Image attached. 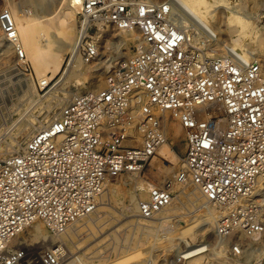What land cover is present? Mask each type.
Instances as JSON below:
<instances>
[{"label":"built area","instance_id":"1","mask_svg":"<svg viewBox=\"0 0 264 264\" xmlns=\"http://www.w3.org/2000/svg\"><path fill=\"white\" fill-rule=\"evenodd\" d=\"M172 1L81 0L75 52L82 61L99 55L95 29L135 30L141 45L110 68L101 90L76 96L22 149L0 155V264H27L29 258L59 264L52 250L30 255L11 241L35 222L62 234L94 211L106 180L140 175L169 143L164 113L183 132L176 179L198 186L208 206L225 210L217 234L263 230L261 64L243 60L226 45L217 53V34L180 21ZM0 28L17 64L26 66L6 12ZM149 187L141 203L144 218L172 202L169 183Z\"/></svg>","mask_w":264,"mask_h":264},{"label":"rangeland","instance_id":"2","mask_svg":"<svg viewBox=\"0 0 264 264\" xmlns=\"http://www.w3.org/2000/svg\"><path fill=\"white\" fill-rule=\"evenodd\" d=\"M14 2H18V0H15ZM224 2L228 3L229 8L232 10L239 12L237 17L245 23L244 25L247 26V28L245 27L247 41L243 38H240L244 50H253L255 53V59H258L260 64H262L261 69L264 68V0H255L256 4L252 0H225ZM22 5L23 10L25 11H29L30 9L33 10V8L25 3H22ZM4 7L5 5L2 3V0H0V14ZM29 12H31V10ZM216 14L215 16L217 19L214 16L213 22L215 21L217 25V21L221 20V16L219 13L217 14L218 16ZM221 15L222 22L224 13H221ZM227 15H229L227 17L233 18L232 15ZM80 21L81 19L77 14L76 25L79 28H81ZM187 24L189 25V23ZM224 26H220V24L217 25V28L220 30L219 34L218 29L215 30V32L218 34L219 42H223L221 45H216L217 48L215 50L217 53H220V50L224 45L228 46L234 37L237 38L235 33L233 34V32L230 30L228 31L226 25ZM101 30L104 32H111L112 29L111 27H104L103 29H99V31ZM99 31L95 29L93 32L94 37H96L98 41ZM117 40H119L118 36H113V39L109 44L111 46H108V53L106 55H102L101 61L115 59L114 61L117 62L123 59L121 57L124 56V58H127L134 53L136 46L133 41L128 40L126 43H121L119 45V41ZM112 45L114 46L112 47ZM109 50L112 51L110 52ZM68 55L69 54H66L64 57L65 63H63V67H65L67 64V59H69ZM119 55L121 56L118 57ZM14 58V52L12 53V51L7 50L6 53H3V49L0 48V134L1 131L3 132V127L17 120L24 109L25 111H30L29 113L31 114L28 115L31 116L27 121L28 124L26 123L25 125L26 127L24 126L21 130H17V133L14 131L10 138L7 137L5 141L0 142L1 156H8L22 149L25 143L36 132L49 124L50 121H52L59 114L60 110L69 104L72 99L80 94L90 91L89 89L87 90V88H85L88 86L89 81L92 79L104 80L111 66L115 63L113 61L114 63L111 64L107 72L105 67H101L103 65L98 64L92 69L93 72L88 73V75L84 74L85 76H74L69 79L70 81H67L64 84L54 85L58 77L56 76L48 86L40 87L38 85L35 71L31 63L27 61V65L21 67V65L17 64ZM12 68H16L17 71H20L24 75L32 78L37 94L38 96H41L39 101L41 105H36L34 108H31L29 101L25 100L26 97L22 96L24 93L23 90L25 89L23 83L18 82V78H11L12 75L9 74L11 73L10 70ZM28 94L29 93L27 92V95ZM69 95L73 96L71 98L68 97L67 99V96ZM28 97H30V94ZM63 99L66 101L64 100L65 102L61 104ZM166 126L169 128L167 129V133L169 132L167 137L168 142L171 145V149L174 154H176L179 159H181L184 154L182 129L178 121L170 116V114H167ZM174 128L175 130H172ZM176 130L179 131V135H175ZM179 163L180 160L173 161L171 159L161 157V155L157 153V155L144 166L140 175H123L109 179L108 183L110 185H104L103 190V193H106V197L103 198L104 203L106 204L98 205V200V206L96 205L97 207H95L94 211L97 208L98 210L94 214L88 216L85 220L78 223V225H82L80 226L81 229L79 227L78 229H76L77 227H74L76 230L73 236L66 234L71 238L61 236V239L59 236H51L52 234L48 232L42 223L35 222L26 230H24L19 236H17V241L13 244L16 246H23L21 243L25 242L27 245L31 244V242H33V235L36 233V227L40 226L45 229V231H47V235L49 237H55L53 243L49 242V245L52 248L48 245L43 246L41 251L52 250L56 252V254H58L62 259L63 256H65L64 258L66 259L67 257H71L69 260L78 257L82 263L76 262V264H190L191 262L195 261H198L201 264H264V227L263 230L258 234H246V236H244L247 237L246 239L238 237L240 236L238 234L231 236L233 233L240 232H233L225 237L220 236L217 234V232H215L217 231L215 228L217 227L216 214L220 208L209 206V208L215 213L214 222L216 226H214V232L217 236L208 231L206 227L202 230L198 229L201 225L196 222L197 219L195 217L198 215V204L200 203L196 202L195 206H189L187 199L190 197L189 191L191 190L190 188L192 184L181 182L176 179L177 174L181 170ZM166 183H169V189L172 192V205L179 207L182 205L184 208L181 207V213L193 211L189 214V216L193 215V217L185 218L184 222L179 226V231L183 233L186 238V245L202 243L205 247L203 251L188 259L177 256V251H180V247H183L184 244L181 246H175L173 245L175 242H165L169 241L165 236H168V234L170 235V231H173L175 227V223L171 220L172 217L165 218L163 217V214L160 213V215L157 214L153 218H144L135 216L132 214L134 212H130L132 205V202L130 201L132 198L137 203L145 202L149 198L150 188H147L149 185L163 186ZM140 185H143V187L140 188ZM262 205L264 206V201ZM127 208L129 209L127 210ZM184 209H187V211ZM135 219L151 221V223H148L151 225V227L149 226L150 228H146V226L137 225L134 223ZM163 220H169L170 224L169 229L165 232H163L159 226V223ZM146 224L147 223H145V225ZM97 227L99 228L97 229ZM92 229H94V231ZM148 231L152 232L148 233ZM211 234H213V236ZM162 236L165 237V241L163 238L159 239V237ZM68 239L70 240L68 241ZM253 239L256 240L253 241ZM247 241H252L253 243L251 248L252 252L244 251V246ZM163 242L167 243L168 245ZM162 243L165 244V246ZM29 248L30 247L26 249L29 251L30 255H36L40 252V249L29 250ZM58 248L60 249L58 250ZM247 256H250L249 259ZM30 260L31 258L28 259L27 264H32ZM69 260H65L63 264H66Z\"/></svg>","mask_w":264,"mask_h":264},{"label":"bare ground","instance_id":"3","mask_svg":"<svg viewBox=\"0 0 264 264\" xmlns=\"http://www.w3.org/2000/svg\"><path fill=\"white\" fill-rule=\"evenodd\" d=\"M14 1L15 0H2V3L5 5V7L1 13L6 12L10 15L11 20L13 21V23L15 25V29L17 31V43L19 44L22 51L24 52V54L26 56V61L31 63V65L35 71V75H36L38 85L40 87L48 86L50 84V82L56 76H58V77H57V80H56L54 85L64 84L65 82L70 81L69 79L74 77V76H79V75H84V74L88 75V73L93 72L92 69L98 64L103 65L101 67H105L106 72H107L108 69L110 68L111 64L115 62L114 61L115 59H112V60L109 59L108 61H106V60L101 61V58H102V55H106L108 53V46L109 47L111 46L109 44H110L111 40L113 39V36H115V35L118 36V38H119V40H117V41H119V45L121 43H123V44L126 43L128 40L133 41L136 47H139L141 45V40H140L139 34L135 30L128 31V30L119 29V28H115V27H111V29H112L111 32H104L101 30L98 33L99 34V41H97L98 48H99V55L95 61H93L91 63H85L84 61H82L77 56V54L75 52V47L77 45V41L80 37V32H81V28L77 27V25H76L77 14L80 11L81 0H20V1L18 0V2H14ZM224 1L225 0H173L172 1V10H173L174 14L180 19V21L185 22V23H189V25H192L191 26L192 28L196 27L202 33H206L205 29H208L212 33H214L215 30L218 29V34H219L220 30H219V28H217V25H219V24H220V26L226 25V28L228 29V31L230 30L231 32H233V34L235 33V35L237 36V38L236 37H234V39L232 38L233 40L228 44V46L227 45L226 46L228 48H230L238 57L242 58L243 60H248V59H252V58L255 59V57H254L255 53L253 52V50H248V49L244 50L243 45H242L241 40H240V38H243L244 40L247 41V36H246L247 34L245 32V27L247 28V26L244 25L245 23L242 22L237 17V15H239V12L229 8L228 3H225ZM252 1L256 4L255 0H252ZM256 1H258V0H256ZM22 3L29 5L31 8H33V10L30 9L31 12H29L30 10L29 11L23 10L22 6L24 4L22 5ZM216 13L217 14L219 13V15L221 17H222L221 13L222 14L224 13L223 21L221 22L222 18L220 17L221 20H218L219 22L217 21V25H216L215 21L213 22V17L215 16ZM227 14L232 15L233 18L227 17V16H229ZM216 19H217V17H216ZM198 22L200 23V26L198 25L199 24ZM221 24H224V25H221ZM80 25H81V21H80ZM218 34H217V38H218ZM117 41H116V45H117ZM224 42H225V40H224ZM222 43L223 42L218 41V42H216L215 46L217 44L221 45ZM113 46L114 45H112V47ZM244 47H245V44H244ZM0 48L3 49V53H6L7 50L12 51V53H13V46L5 40L3 33L1 31V28H0ZM115 48H118V47H115ZM216 48H217V46H216ZM219 48H221V47H219ZM245 53H247V54H245ZM66 54H69L68 55L69 59H67L68 60L67 64L65 65V67H63V63H65L64 57ZM120 56L121 55H119L118 57H120ZM121 58L125 59L124 56ZM14 59L16 60V57ZM16 62H17V60H16ZM10 72L11 73H9V74L12 75L11 78H13V79L18 78V82L23 83V86L25 87V89L23 90L24 93L22 94V96L26 97L25 100L29 101L31 108H34V106H36V105H41L39 103L41 96H38L37 91L34 87L32 78L27 76V75H24L20 71H17L16 68H12L10 70ZM261 75H262V78L264 80V68L261 69ZM83 80H84V78H83ZM103 85H104V80L92 79L91 81H89L88 86L85 88H87V90L89 89L90 90L89 92H96V91L100 90ZM27 92L30 94V97H28L29 94L27 95ZM72 96L73 95L67 96V99H68V97L71 98ZM135 96H138V94L136 93ZM16 98H17V96H16ZM64 100L65 99H63L61 104L66 101V100L65 101ZM28 110H30V109H28ZM29 112L30 111H27V110L25 111V109H24V111L21 113L20 117L17 120H15L14 122H11L9 125H5L3 127V132L1 131V134H0V142L5 141L7 139V137L10 138L14 131H16V133H17V130L18 131L21 130L26 125L28 119H30V116H31V115H28V114H31ZM164 114L165 115H163V116H164V119L166 121L168 113H164ZM4 124H6V123H4ZM172 130H175V128ZM175 135H179L178 130L175 131ZM158 153L161 155V157H165V158L171 159L173 161L180 160L179 166L182 168V161H181V159H179V157L176 154H174V152L171 149L170 143L164 144L159 149ZM187 183H190V182L187 181ZM104 185L105 186L110 185L108 183V180L105 181ZM139 187L142 188L143 185H140ZM147 188H150V187H147ZM262 188L264 190V184H263ZM190 189H189L190 190L189 191L190 197L187 199L189 206L192 205L191 207H193L196 205V202L200 203V204H198L199 210L197 209L198 215L195 217L197 219L196 222L199 223V225H201V226H199L200 228H198V229L202 230L203 228L206 227L208 229V231H210L214 235H216L215 232H217V231L214 232V226L217 225L218 220L224 215L225 210L220 208V210L217 211L216 225H215V222H214L215 213L207 205V203L205 201V197H204L202 191L200 190V188L198 186L192 184ZM144 194H145V192H144ZM263 194H264V191H263ZM101 195L98 198V200H99L98 205H105L106 203H104L103 198L106 197V193H103L102 196ZM144 199H145V197H144ZM263 201H264V198H263ZM130 202H132L130 212L131 211L134 212L135 214L134 213H132V214L135 216L143 217V215L140 211L141 210V203L138 202L139 203L138 204L133 198L131 199ZM172 204H173V201L168 206L164 207L163 209H161L157 213L159 215H160V213H162L163 217H165V218L166 217H172L171 220L175 223L174 224L175 225L174 230L170 231L171 234L170 235L168 234V236L167 235L165 236V237H167V239L169 241H165L164 236L159 237V239L163 238L165 242H175V244L173 243V245H175V246L176 245L181 246L182 244H184L183 247H180V251H177V256L180 258L188 259V258L198 254L199 252L203 251L205 247L202 243H198V244H194V245H190V244L186 245V238H185L184 234L179 231V226L184 222L185 218H192L193 217V215L189 216V214L193 211L188 212L187 209H184L187 212L181 213L180 210H182V208H184V207L182 205L180 207L179 206H173ZM210 207H212V206H210ZM128 209L129 208H127V210ZM97 210H98V208L95 211H93L91 214H89L88 216L94 214ZM88 216H86L82 219H79L78 221H76L75 223L70 225L66 229V231L63 232L62 234L51 235V236H59V238H61V236H66L67 238H71V237H68L69 235L67 236L66 234H70L73 236L75 234V230L78 229V227L80 228V226H82L81 224L78 225V223L85 220ZM129 216H131V215H129ZM134 223L137 225L146 226V228L149 226L151 227V225L148 224V223H151V221H147V220H143V219H135ZM145 223H147L148 225L147 224L145 225ZM159 226L163 232L167 231L169 229V226H170L169 220L161 221L159 223ZM74 227H77V228L74 229ZM98 228L99 227H97V229ZM215 228L217 229V227H215ZM92 230L94 231V229H92ZM147 230H149V229H147ZM35 232L36 233L33 235V242H31V244L27 245V244H25L26 243L25 242V243H21V245H23L26 248L30 247L29 250L30 249L31 250L32 249L33 250L34 249L35 250H37V249L41 250V248L43 249V246H47V245L50 246L49 242L53 243V240H55V237H52V238L49 237L47 235V231H45V229H43L40 226L36 227ZM151 232L148 231V233H151ZM213 234H211V235L213 236ZM235 234L240 235V236H238L240 238H245V239L247 238V237H244V236H246V234H243V233H233V234H231V236H234ZM231 236H229V237H231ZM250 238H253V237H250ZM69 240L70 239H68V241ZM255 240L256 239H253V241H255ZM16 241H17V237L11 241L12 245H15L13 243ZM65 242H66V239H65ZM165 242H163V243H165ZM165 244H167V243H165ZM165 244H163V245L165 246ZM252 245H253L252 241H247L245 246H244V251L245 252L251 251ZM19 247H21V246H19ZM168 248H170V247H168ZM59 249L60 248H58V250ZM253 251H254V249H253ZM64 257L65 256H63V259L61 257H59V264H63V262H65V260H69L71 258V257H67V259H66ZM249 257H248V259H249ZM76 262L82 263L78 257H75V258L69 260L66 264H76ZM32 264H34V261H32ZM190 264H201V263H199L198 261H195V262H191Z\"/></svg>","mask_w":264,"mask_h":264}]
</instances>
